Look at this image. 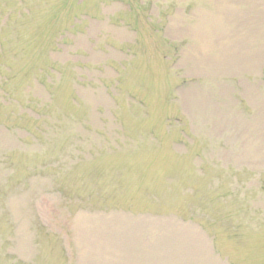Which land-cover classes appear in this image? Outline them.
<instances>
[{"label":"rangeland","instance_id":"1","mask_svg":"<svg viewBox=\"0 0 264 264\" xmlns=\"http://www.w3.org/2000/svg\"><path fill=\"white\" fill-rule=\"evenodd\" d=\"M78 1L48 50L45 0H0V264H264V0ZM51 58L69 147L26 106Z\"/></svg>","mask_w":264,"mask_h":264},{"label":"trees","instance_id":"2","mask_svg":"<svg viewBox=\"0 0 264 264\" xmlns=\"http://www.w3.org/2000/svg\"><path fill=\"white\" fill-rule=\"evenodd\" d=\"M73 1L74 0H56V1L45 0V3H47V6L45 7L46 10L45 15L47 14L48 10H49V15L44 19L43 24L46 23L47 24H46V30L43 33H44V39H47L46 41H48V44L46 46L48 50L51 49L57 50V43L59 42V36L65 34L73 26L75 20L79 18L81 11L78 12L76 8L72 6ZM85 1L86 0H79L76 5L81 6ZM114 1L119 3L121 2L124 5H127V7L124 8V10L120 11V13L125 14L127 16L130 15L129 17H133V14L138 11V6L136 2H140V0H114ZM132 1L134 2V4ZM15 9L17 8L15 7ZM19 12L21 17H26L27 15L32 13L31 10H26V8L24 7L20 8ZM65 18H70V20L63 22ZM13 20L14 17H12L11 14L9 20L5 21L4 25H2V28L6 29L5 26H10ZM75 25H78L77 22H75L74 26ZM13 28L15 29L14 45L15 44L22 45L23 41H21V33H22L21 28L14 26ZM41 51L42 50L40 49L39 52ZM2 54L5 55L6 53L2 52ZM21 62H22V58L21 61H19L18 63ZM54 62H58V61H55L51 58L50 63L43 64L42 66L40 65L38 60H36L31 65H28V67L26 65L23 66L22 77L23 79L24 78L26 80L29 79L30 81L29 84L26 86L27 94H28L27 99L29 100L27 101L26 106L32 107V105L35 103L34 99L31 97L33 87L40 89L44 95V98L41 100L42 101L40 105L41 109H39L38 116L39 117L42 116L41 120H43L46 125L45 127L41 128L40 133L37 136V140L42 139L41 142L43 141L47 145L53 144V148L56 147L58 148L60 145L57 144H59V141L61 140L57 136V132L51 133V131L53 129H57L61 127L60 129L65 130L62 144H67L69 147L70 142L76 136L78 140L82 138V136L81 137L79 136L78 134L79 131L78 130L76 131V129H77V124L79 126H82L81 128H83L84 123L77 122L74 120L73 115L71 113V108L65 104L64 100L60 95L61 86L63 82V78H62L63 75L60 76L57 80L53 79V78L56 79V74L60 73L59 71H57V67H56L57 65H55ZM13 67L15 68V73H17L18 69L16 68V65H14ZM13 67H10V69L8 67V72L9 71L14 72ZM73 73L75 72L73 71L72 74ZM35 76H37V79H35ZM49 77H51L49 79V82H45V79ZM76 81L79 82L80 84H84V82H82L79 79H76ZM71 97L73 101V98L76 97V94H72ZM38 116L37 118L34 117V121L35 120L38 121L40 119ZM61 122H63V124L59 125ZM75 132H77V134ZM84 157L85 155H80L79 158L77 157L74 158L73 160H78L77 162L79 163L83 161ZM69 159L71 160V158ZM71 164L72 163H70V165Z\"/></svg>","mask_w":264,"mask_h":264}]
</instances>
